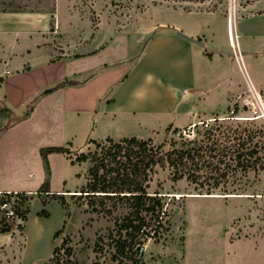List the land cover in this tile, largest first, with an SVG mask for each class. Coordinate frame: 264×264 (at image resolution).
Here are the masks:
<instances>
[{
  "label": "rangeland",
  "instance_id": "rangeland-1",
  "mask_svg": "<svg viewBox=\"0 0 264 264\" xmlns=\"http://www.w3.org/2000/svg\"><path fill=\"white\" fill-rule=\"evenodd\" d=\"M177 9L221 14L208 18L215 19V35L222 39L224 30L227 32L223 16L236 20V17L262 13L264 0H0V79L12 72L8 71L10 59H14L13 71L18 67L23 58L18 53L27 45V39L47 51L48 60L63 59L55 69L59 77L85 78L99 70L103 61L135 57L156 25L191 16ZM27 30L30 31L28 36ZM241 49L245 71L234 60L231 72L241 89L228 98L227 106L218 112L200 115L197 126L177 128L179 132L167 128L150 137L153 144H163L167 150L186 139L202 138L205 129L217 125L224 131L223 144L238 141L239 134L245 136V129L257 132L254 142L264 141V58L256 59ZM219 91L222 94L223 87ZM22 112L19 111V115ZM11 117L0 106V127L9 125ZM47 121L36 113L27 122L8 126L0 132V170L11 164L9 155L23 151L24 145L34 164L40 158L37 145H69L65 141L59 143L60 138L43 134ZM21 129L35 132V140L19 142L17 131ZM103 144L108 146L109 142L104 140ZM95 149L96 145L90 143L84 151ZM71 151L72 157L79 152ZM57 156L52 160V188L76 191L63 193L67 203L64 210L69 215L64 233L52 240L54 247L67 236L73 248V264H115L111 259L114 249L108 232L115 227V217L121 211L113 215L99 213L91 209L88 198L72 195L79 194L78 190L86 185L91 163L73 164L63 154ZM45 179L34 189L33 184L26 187L33 189L31 192L36 191ZM157 189L165 195L167 230L161 238H148L144 242V264H264L262 169L231 170L229 181L208 194L185 177L173 181L170 168H158L151 176L149 191ZM34 197L30 200L29 221L25 222L23 231L16 228L13 234H0V264H25V261L31 264L47 249L49 238L45 236L40 242L36 241L32 225L42 209L49 213L46 218L56 215L55 209L51 213L47 207L54 200L43 205L40 198ZM100 235L104 240H100ZM65 259L63 256L59 264H70Z\"/></svg>",
  "mask_w": 264,
  "mask_h": 264
},
{
  "label": "crops",
  "instance_id": "crops-1",
  "mask_svg": "<svg viewBox=\"0 0 264 264\" xmlns=\"http://www.w3.org/2000/svg\"><path fill=\"white\" fill-rule=\"evenodd\" d=\"M177 10L191 16L156 25L135 57L103 61L98 71L79 80L59 77L55 69L63 59L48 60L49 53L27 39V45L18 53L23 57L18 67L13 71L14 59H10L8 71L12 72L0 81V106L12 116L9 125L0 127V132L8 126L23 124L39 113L48 120L43 132L45 136L60 138L59 143H69L63 146L80 152L88 149L91 139L120 140L132 136L146 139L169 127L193 126L199 122L200 115L222 110L229 103L228 98L241 89L240 83L231 76L235 58L231 54L229 28L235 30L247 55L264 58V12L236 17V20L222 15L226 19L227 32L224 30L220 39L214 32L215 19L208 17L221 14ZM178 31L202 44L187 39ZM29 32L25 31L27 36ZM64 80L78 83L54 88ZM222 87L220 94L219 88ZM28 105L32 106L29 111ZM21 110L23 112L19 115ZM17 132L19 142L35 140L36 134L31 130ZM24 147L23 151L10 154L11 164L0 170V192L27 188L26 191L31 192L45 179L40 153L44 146H36L40 158L35 164ZM57 154H63L71 162L64 153L48 155L52 191H55L51 184L52 160L58 157ZM30 184L34 185L33 189L26 187ZM75 191L56 190L62 193ZM47 207L50 212L55 209L56 215L48 218L36 215L32 232L36 241L40 242L46 236L50 243L39 260L31 264H45L49 259L54 248L53 235L66 218L65 210L57 200L51 201Z\"/></svg>",
  "mask_w": 264,
  "mask_h": 264
},
{
  "label": "trees",
  "instance_id": "trees-1",
  "mask_svg": "<svg viewBox=\"0 0 264 264\" xmlns=\"http://www.w3.org/2000/svg\"><path fill=\"white\" fill-rule=\"evenodd\" d=\"M77 83L64 80L54 88ZM174 131L178 129L174 128ZM244 132L245 136L239 134L235 143L223 144L221 136L224 131L221 125L211 126L204 130L202 138L186 139L167 150H164L163 144H153L151 138H106L104 140L109 142L108 146L103 144L104 140L91 139L96 149L80 151L75 157H72V151L67 146H44L40 153L46 179L40 187L34 192H0V234H13L16 228L23 231L34 194L43 205L57 200L63 208L67 207L64 194L50 188L51 167L48 159L50 153H64L73 164L84 161L91 163L86 185L78 190L79 194L72 195L88 198L91 209L99 213L113 215L121 211L115 217V227L108 232L110 245L114 249L111 259L115 264H144V242L148 238H161L167 230L164 219L165 195L158 189L149 191L152 174L158 168H170L173 181L185 177L198 188L206 190L205 193L211 194L229 181L231 170L264 171V141L254 142L257 134L255 130L245 129ZM6 204L10 205L9 208ZM38 214L45 217L49 215L46 209ZM68 215L66 212L63 225L55 231L53 240L64 233ZM18 219L21 222H17ZM100 240H104L101 235ZM68 243L69 238L64 236L62 243L53 248L45 264H59L63 256H66L67 263L73 264V248Z\"/></svg>",
  "mask_w": 264,
  "mask_h": 264
},
{
  "label": "built area",
  "instance_id": "built-area-1",
  "mask_svg": "<svg viewBox=\"0 0 264 264\" xmlns=\"http://www.w3.org/2000/svg\"><path fill=\"white\" fill-rule=\"evenodd\" d=\"M229 42L231 45V54L234 56L238 65L243 68L244 67L243 52H242L241 45L239 42V36L236 34L234 29L232 32L231 26L229 28ZM243 70L245 71V68H243ZM6 205L9 208L10 205H8V204H6ZM9 213L12 214V211H10Z\"/></svg>",
  "mask_w": 264,
  "mask_h": 264
},
{
  "label": "water",
  "instance_id": "water-1",
  "mask_svg": "<svg viewBox=\"0 0 264 264\" xmlns=\"http://www.w3.org/2000/svg\"><path fill=\"white\" fill-rule=\"evenodd\" d=\"M178 33H179L180 35L186 37V38L189 39V40H192V41H194V42H197V43H199V44H202V42H200L199 40H197V39H195V38H192V37H189V36H187L186 34H184V33L181 32V31H178Z\"/></svg>",
  "mask_w": 264,
  "mask_h": 264
},
{
  "label": "bare ground",
  "instance_id": "bare-ground-1",
  "mask_svg": "<svg viewBox=\"0 0 264 264\" xmlns=\"http://www.w3.org/2000/svg\"><path fill=\"white\" fill-rule=\"evenodd\" d=\"M232 32H233V30H232ZM7 234V233H6Z\"/></svg>",
  "mask_w": 264,
  "mask_h": 264
}]
</instances>
